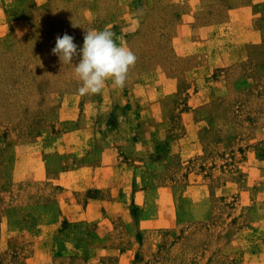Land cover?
<instances>
[{"label":"rangeland","instance_id":"1","mask_svg":"<svg viewBox=\"0 0 264 264\" xmlns=\"http://www.w3.org/2000/svg\"><path fill=\"white\" fill-rule=\"evenodd\" d=\"M0 264H264V0H0Z\"/></svg>","mask_w":264,"mask_h":264},{"label":"clouds","instance_id":"2","mask_svg":"<svg viewBox=\"0 0 264 264\" xmlns=\"http://www.w3.org/2000/svg\"><path fill=\"white\" fill-rule=\"evenodd\" d=\"M114 35L107 28L86 30L79 51L73 36L65 33L56 38L52 52L62 64H69L74 69L75 77L80 81L77 89L79 95L100 93L108 80L116 87L125 86L129 70L135 65L137 57L129 47L117 43ZM78 56L79 62L74 66L73 60Z\"/></svg>","mask_w":264,"mask_h":264}]
</instances>
